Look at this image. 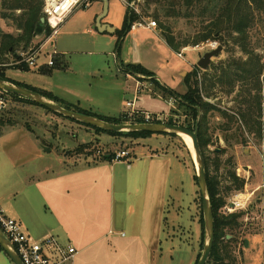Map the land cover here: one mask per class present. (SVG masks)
<instances>
[{"label": "rangeland", "instance_id": "obj_1", "mask_svg": "<svg viewBox=\"0 0 264 264\" xmlns=\"http://www.w3.org/2000/svg\"><path fill=\"white\" fill-rule=\"evenodd\" d=\"M154 9L155 7L148 13L149 16H152ZM93 12V4L87 8L74 11L63 23L57 36L54 37L55 46H44L42 49L39 64L47 62L54 50L60 53L68 51L66 55L70 67L68 70H56L52 75L39 74L36 68H31L30 71H22L18 67L11 66L15 57L19 56L18 53L15 57L8 54L5 56L4 63H0V65H7L0 68L5 73L6 78L18 83L35 86L38 89L51 91L57 96H60L59 93L67 95V90L78 92L83 107H88V102L83 100L84 97L87 99L93 98L94 105L99 108L96 110L99 111H102L103 105L105 107H117L118 98L132 100L133 94L127 93L126 96H123L120 89L114 87V84L110 81L101 84L94 77H91L92 75L97 77V74L106 76L120 75L121 73L116 56L96 54L97 51H100L97 47L102 46V48L113 50L114 46L111 48L110 45L99 43L95 45L94 39L96 37L92 34L83 33L84 30L90 27L89 20ZM2 13L0 9V45L2 34H12L14 36L19 34L17 27L12 22L2 19ZM144 16H146L144 17L146 20L156 21L158 25L155 30L161 31L157 19L154 17L147 18V15ZM261 16L263 23L257 24L249 31L244 43H234L227 35L225 39L228 43L225 47L218 40H210L211 43L217 42L219 46L223 47L221 55L213 59L216 65L221 62L225 63L223 71H229L228 66L232 61L247 62L252 60L258 63L260 60L261 66H264V14ZM256 17H259L258 12H256ZM166 24L170 26L171 31L178 40L189 41V46L180 51L182 53L186 50L184 53L185 59L174 56L170 51H164L167 47H164L156 35L142 29H140L137 36L128 34L125 37L126 39L118 53L119 59H124L126 50L132 48L134 57H137L138 53L139 56L143 55L147 65L146 68L150 69L152 73L154 72L153 74L160 76L159 78L167 85L168 89L178 95H182L187 91L185 79L190 75L192 76V73L198 72L201 93L206 95V90L211 82L214 84L217 80H214L216 75L212 69L213 67H209L206 70L207 73H203L201 72L203 70L197 65L200 58L211 51L206 46L202 47L203 44H207V41L200 42L197 46L192 45L196 34L200 33L202 28L196 21L189 20H169ZM99 36L97 35V38H101ZM234 37L237 38V35H234ZM44 38L46 37L44 36ZM19 51L23 50L20 48ZM184 70L190 72L183 73L180 76L179 73ZM91 72H96V74ZM231 72L234 73V71ZM221 73L219 76H222ZM140 76L147 83L145 86H151L148 77ZM246 81L245 84L236 83L231 93L214 86L212 89L213 95L205 99L210 106L235 118L232 125L233 129L227 133L228 136L235 139L229 142L224 141L220 126L228 123L218 116L211 119V130L208 133L200 134L199 130V147L204 161L205 158L208 160L212 175L218 177L221 192H226L227 188L232 189L229 192V202L235 196H247L255 192L254 197L247 204V211L235 212L243 214L240 219V226L234 231L228 229L226 232L227 238L224 243L234 239L232 257L235 261L231 264H264V70L259 79L261 91L253 88L254 78ZM138 86H140V92L136 97V105L140 110L147 112L152 117L161 115L165 118L164 123L176 124L185 128L190 127L188 129L195 130L202 113H199L197 119H194L192 116H188V113L179 106L175 95H165L164 92L160 93L158 90L155 96L145 86L141 84ZM240 92L241 96L238 95ZM106 94L110 97L104 96ZM67 96L71 97V95ZM245 96L251 102L257 99L260 101L259 108L251 106L252 115L249 118L251 125L260 130V135L250 133L249 126L246 125L241 116V113L245 111V107L239 102H242ZM60 97L65 98V96ZM9 100L8 110L0 115V122L4 124L1 128V131L4 132L0 138L2 144V147H0V178H3L4 188H8L10 183L16 180L15 172L12 171L9 160L14 156L13 150L20 144L26 143V148L29 150L35 140H40V143L45 142L49 149H54L55 154L49 156L44 154L45 158L50 161L58 159V151L66 150V154L72 156L75 150L69 151V149L82 146L90 140L96 144L95 134L88 133L85 127L81 126L80 128L75 124L71 125V123L65 126V124L52 120V113L41 106L18 99L9 98ZM105 100H109L111 103L108 104L107 102L108 106H106ZM124 112L129 111L125 108ZM237 129L239 131L236 133ZM161 134L163 135L156 134L150 138L139 140L115 137L112 143L108 142L111 138L109 135L99 134L101 135L99 136L100 148L114 151L128 149L132 155H136L138 150L152 147L157 148L156 152H168L177 159L178 166L181 168L180 178L177 188L173 190L169 199L164 232L161 234L160 250L155 255L153 264H196L197 258H201L207 242V233L195 161L180 135ZM236 140H239L240 144H236ZM222 150L224 153L221 157H217L216 153ZM92 153H96V148ZM79 159L78 163L83 164V158ZM217 159H220L221 166L218 172H216ZM231 174H234L236 178L243 182V188L239 191L233 190L235 186L231 183L233 179V177L230 178ZM221 212L225 215L230 214L225 213L224 209ZM202 219L204 220V228ZM108 227L107 233L109 231ZM117 230L124 233V236L122 234L108 236L109 242L112 243V252L115 253L116 251L117 256L105 259L100 264H125L126 260L120 253L126 247L130 248V230L128 227L123 226L117 227ZM103 243H106V240ZM100 246L102 244L97 245V247ZM138 250L141 251V248ZM146 259L147 257L144 260L148 264ZM4 261L8 262V259H3L0 264Z\"/></svg>", "mask_w": 264, "mask_h": 264}, {"label": "crops", "instance_id": "obj_2", "mask_svg": "<svg viewBox=\"0 0 264 264\" xmlns=\"http://www.w3.org/2000/svg\"><path fill=\"white\" fill-rule=\"evenodd\" d=\"M92 4L94 12L89 20L90 27L83 33L94 35L96 37L94 39L95 45L99 43L110 45L111 48L114 46L113 50L102 48V46L97 47L100 51H97L96 54L116 56L121 73L120 75L106 76L97 74V77L95 75L91 77H94L101 84L110 81L114 87L120 89L123 96H126L127 93L133 94V99L122 100V97L118 98L117 107H109L107 102L110 104L111 101L105 100L104 102L108 107L103 105L102 111H99L96 110L99 108L94 105L93 98L84 97L83 100L88 102V107H83L78 92L67 90L66 94L71 95V97L59 93L60 96H65L62 98L51 91L20 84L39 92L51 93L65 103L89 111L103 119L123 118L127 113L124 112L127 102L134 100L136 102L137 100L136 97L140 92H138L140 89L138 85L145 86L147 84L143 77L128 71L126 66H141L148 70L147 65L143 55L139 56L138 53L137 57H134L132 48L126 50L124 59H119L118 53L121 45L118 43L116 31L122 28L129 10L125 2L123 0H109V11L102 24L113 27L114 33L98 32L96 22L103 13L104 2L103 0H94ZM140 29L156 35L164 47H167L164 51H170L171 54L179 57L180 53H176L167 45L160 31L135 27L131 29L129 35L137 36ZM97 35H100L101 38H97ZM44 36V34L37 35L31 47L39 46ZM54 46L55 43L51 47ZM55 51L59 55L58 59L67 66L65 69L56 70H68L70 68L66 60L68 51H62V53ZM185 51L182 53L184 54ZM48 69V67L36 68L38 73L42 75H52L56 71L53 70L49 74L42 72ZM30 70L31 68H29ZM150 72L152 73V71ZM188 72L190 71L184 70L179 75L182 76L183 73ZM91 73L96 74V72ZM156 76L153 74V77H148L153 88L145 86L155 96L158 90L161 93L163 92L162 89H168L167 85L159 78L160 76ZM154 80L158 81L161 87H158L153 82ZM104 96L110 97L107 94ZM135 107L140 113H147L140 110L137 105ZM52 115V120L65 124V126L71 123V125L75 124L80 128L81 126L85 127L88 133L95 134L96 144L91 140L82 144H91L92 148L86 149L80 154L74 153L76 156L67 155L66 150L58 151V159L55 161H50L44 156V154H48V156L55 154L54 149H49L45 142H41V144L38 139L32 142V148L29 150L26 148V143L17 146L13 150L14 156L9 160V165L15 172V182L10 183L8 188H4L3 178H0V203L6 215L20 222L24 231L35 240H41L52 235L61 244L73 246L78 254L73 261L66 264H100L105 259L117 256L116 251L115 253L112 252V243L109 242L108 238L113 234L124 236V233L117 230L119 226L128 227L131 236L130 248L126 247L120 253L126 260L125 264H146L144 260L146 257L147 263L153 264L155 255L160 250L161 234L164 232L169 199L173 190L177 188L180 178L181 168L178 166L177 159L168 152H156L157 148L148 147L138 150L129 161H108L111 152L113 154L117 151L100 148L99 136L101 135L95 129L64 116L62 118L53 113ZM3 132L1 131L0 138ZM110 137L108 142L112 143L115 137ZM0 147H2L1 142ZM78 147L75 146L69 151H76ZM52 148L54 147L52 146ZM95 148L96 151L97 149L105 151V155L97 157L96 153H92ZM81 157L84 160L83 164L78 163ZM105 240L106 243H103ZM98 244H102V246L97 247ZM140 248L141 251L138 250ZM3 259H8V262L4 261L2 264H12L8 256L0 252V261Z\"/></svg>", "mask_w": 264, "mask_h": 264}, {"label": "trees", "instance_id": "obj_3", "mask_svg": "<svg viewBox=\"0 0 264 264\" xmlns=\"http://www.w3.org/2000/svg\"><path fill=\"white\" fill-rule=\"evenodd\" d=\"M127 1L133 2L134 0ZM43 6V0H0V9L3 12L2 19L12 22L19 31V34L17 36H14L12 34L1 35V64L4 63L5 56H7L8 54L16 55V53L20 52V48L22 50H28L31 47L34 38L37 36V26L39 24V21L44 16L42 12ZM138 6L140 14L138 15L135 12H131L130 10H128L122 28L116 31L119 45H122L124 38L131 32L133 25L139 22L141 18L146 17L144 15H147V18L154 17L155 19H157L161 27V36L163 37L167 45L176 53H180L182 49L187 48L189 46V41H180L175 37L174 33L171 31L172 29L170 28V26L166 24V22H168L169 20H189L193 22L196 21L198 23V25L202 28V31L196 34L194 41L192 42L193 46H197L200 42L218 40L225 47L228 43L227 39H225L226 35L229 39L231 38L234 43H244L247 39L246 37L249 31L252 30L257 24L263 23L261 15L264 14V0H142V2ZM153 7H155L153 11L154 13L152 14V16H149L148 13L153 9ZM256 12H258L259 17H256ZM49 33L50 31L46 28L43 34L49 35ZM234 35H237V38H235ZM244 50L247 51L246 48H244ZM224 66L225 63L221 62L212 68L215 71L216 75L214 77V80H217V82L215 81L214 84H212L211 82L206 90V95L201 93L198 81V72L192 73V76L190 75L185 79L187 91L184 94L178 95L177 93L175 94V92L168 89H162V91L170 96L175 95L177 98V103L188 113V116H192L194 119H197L199 113H202L199 121L200 134L208 133V131L211 130L210 121L212 118L219 116L223 120H226L228 124H225L224 126L221 125L220 129L224 135V141L229 142L230 140L235 139L234 137L228 136L227 134L229 131H231V129H233L232 125L235 122V118L233 116H229L225 112H221L219 109L210 106L205 101V99L213 95L212 89L214 86L219 87L221 90H227V93H231L236 83L240 82L242 84H245V82H247L246 80H249L250 78H254L255 81L253 88L255 90L261 91L259 79L261 73L264 70V66H261L260 60L258 61V63H255L252 60H249L247 62L232 61L228 66V70L230 72L223 71ZM18 68L23 71H29V68L26 64L18 66ZM61 68L65 69L67 68V66L57 58L53 67L49 68L48 70H43L42 72L45 74H49L53 70ZM126 68H128V71L133 72L134 74L143 75L150 78L153 77V74L150 71L141 66L127 65ZM221 71L223 72L221 73ZM231 71H234V73H232ZM201 72L207 73V71ZM220 73L222 74V76H219ZM0 79L5 82H10L16 86H21L36 91L30 87L9 80L8 78H6L5 73L1 69ZM153 82L158 87H161L158 81L154 80ZM36 92L41 94L44 98H47L48 100H51L56 104L66 108L67 110L97 117L109 123H144V120L142 118H139L137 120H129L125 117L119 119H103L100 116H96L89 111H85L77 106L67 104L62 99L51 93L39 91ZM7 95L12 99H18L26 101L30 104L38 105L28 99L21 98L13 94ZM238 95L241 96V92L238 93ZM239 103L241 105L243 104L242 106L245 107V111L241 113V116L246 125L249 126V132L257 133V135H260V130L254 128V126L251 125L249 119L252 115L251 106L253 108H259L260 101L257 99L251 102L250 100H248L247 96H245L242 102ZM47 111L52 113L49 110ZM53 114L63 117L62 115L57 113ZM3 126L4 124L0 122V133ZM91 128L95 129L98 134H107L112 137H127L135 140L147 139L152 137L153 135H156L155 133L150 132L115 133L107 132L99 128ZM238 131L239 129L236 130V133ZM170 135L174 136L175 134ZM235 143L240 144L239 140H236ZM90 148H92L91 144H85L79 146L76 149L75 153L80 154L83 153L86 149ZM223 153V150L221 152L219 151L216 153V156L221 157ZM113 160L114 156H110L108 159V161L111 162ZM103 161H105V159H103ZM217 161L218 163L216 166V172H218L221 168L220 159H217ZM205 172L207 176L208 190L214 215L215 226L214 246L207 264H231L235 261V259L232 257V253L234 252L232 249V243L234 242V239L228 240L227 243H224L227 238L226 232L228 229L230 231H234L237 227L240 226V219L243 214H222L221 211L228 204L229 192H231L232 189L227 188L226 192H221L218 177L212 175L210 165L208 164V160L206 158ZM232 177L233 179L231 183L235 186V189L233 188V190L239 191L243 188V182L236 178L234 174H231L230 178ZM202 225L204 228L203 219ZM0 252L4 253V250L1 248V246ZM197 259L198 260L196 261V264L199 261V258Z\"/></svg>", "mask_w": 264, "mask_h": 264}, {"label": "built area", "instance_id": "obj_4", "mask_svg": "<svg viewBox=\"0 0 264 264\" xmlns=\"http://www.w3.org/2000/svg\"><path fill=\"white\" fill-rule=\"evenodd\" d=\"M43 17L45 18L46 28L50 31L49 35H45L46 38L42 41L40 46L31 47L28 50H23L18 53V57L14 59L11 66H21L26 64L28 68H41L54 66L55 60L58 58L57 52L54 50L53 54L50 56L46 63L39 64L41 52L44 46H53L54 37L57 36L59 30L63 23L68 19V17L77 9L87 8L91 6L92 0H43ZM131 12L140 14L139 4L142 0H134L133 2H128L123 0ZM146 28V29H156V21L146 20L141 18L139 22L133 25L132 28ZM208 47L209 50H215L218 48L219 44L217 42L203 44L202 47ZM179 57L185 59V54L180 53ZM7 65H0V68ZM140 89L138 90V92ZM10 106V100L8 95L0 90V115L5 113ZM136 102H127L126 108L129 112L125 113V118L130 120H137L142 118L144 124L153 123H164V119L161 115L152 117L147 113H140L136 110ZM105 151L97 149L96 156H104ZM107 154V153H106ZM110 156H114V161H129L132 159V153L130 150H120L115 153H111ZM255 192L246 195L235 196L234 199L224 207L225 213H235L237 211H247L248 202L254 197ZM250 207V206H249ZM248 221V220H247ZM0 230L3 232L5 238L13 246L18 256L20 257L23 264H66L73 261L78 254L77 250L71 245L61 244L54 236L49 235L41 240H35L31 238L23 229L22 224L9 216L6 215L4 209L0 204Z\"/></svg>", "mask_w": 264, "mask_h": 264}, {"label": "water", "instance_id": "obj_5", "mask_svg": "<svg viewBox=\"0 0 264 264\" xmlns=\"http://www.w3.org/2000/svg\"><path fill=\"white\" fill-rule=\"evenodd\" d=\"M104 9L103 13L98 17L96 22V29L100 33H114L115 29L107 24H102L103 19L107 16L109 11V0H103ZM45 18L42 17L37 26V35H43L46 25ZM223 52V47L219 46L217 49L207 52L200 58L197 65L198 67L206 71L209 67L216 65L214 58H217ZM0 90L7 93L19 96L21 98L28 99L39 106L51 111L52 113L60 114L68 119L80 122L87 126L94 128H99L107 132L115 133H126V132H150L155 134L168 133V134H185L192 139L193 148L196 156V163L198 168L197 178L198 186L200 190V196L202 200V209L204 214L206 233H207V242L205 244L203 253L197 264H207L211 252L213 250L214 241H215V226H214V215L212 210V205L209 196L207 176L205 172V161L199 147V123L196 124L195 130H190L188 128L182 127L176 124L168 123H153V124H144V123H123V124H113L97 117L88 116L82 113L75 111L67 110L66 108L46 100L41 94L36 91L30 90L25 87L16 86L10 83H7L0 79ZM248 245V243L246 242ZM0 246L4 250V253L8 256L12 264H23L17 252L9 241L5 238L3 232L0 230Z\"/></svg>", "mask_w": 264, "mask_h": 264}, {"label": "bare ground", "instance_id": "obj_6", "mask_svg": "<svg viewBox=\"0 0 264 264\" xmlns=\"http://www.w3.org/2000/svg\"><path fill=\"white\" fill-rule=\"evenodd\" d=\"M182 140L184 141V143L187 145L188 149L190 150L191 154H192V158L196 163V156H195V152H194V148H193V142L192 139L185 135V134H180ZM196 168H198V165L196 164Z\"/></svg>", "mask_w": 264, "mask_h": 264}, {"label": "flooded vegetation", "instance_id": "obj_7", "mask_svg": "<svg viewBox=\"0 0 264 264\" xmlns=\"http://www.w3.org/2000/svg\"><path fill=\"white\" fill-rule=\"evenodd\" d=\"M216 66V65H215ZM214 67V66H213Z\"/></svg>", "mask_w": 264, "mask_h": 264}]
</instances>
